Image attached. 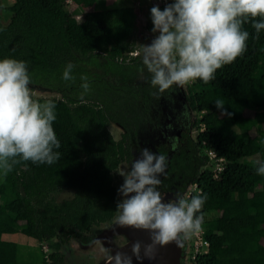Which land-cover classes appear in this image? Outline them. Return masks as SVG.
Returning a JSON list of instances; mask_svg holds the SVG:
<instances>
[{
	"label": "trees",
	"instance_id": "trees-1",
	"mask_svg": "<svg viewBox=\"0 0 264 264\" xmlns=\"http://www.w3.org/2000/svg\"><path fill=\"white\" fill-rule=\"evenodd\" d=\"M96 1L14 0L8 23L0 19V59L24 61L29 88L60 95L50 101L61 143L52 165L21 161L7 175L0 172V264H18L17 245L2 234L20 232L39 242L57 238L63 244L71 238L89 241L93 226L117 212L111 173L130 158L129 141L127 134L115 140L107 126L132 125L140 90L145 103L158 89L142 58L127 63L121 56L137 9L95 10ZM243 30L249 32L245 52L218 69L212 81H193L188 95L190 107L204 111L195 119L205 127L198 135L203 148H214L224 159L218 178L207 168L196 171L191 157L176 170L175 178L185 176L206 194L200 213H220L203 221L208 249L197 264H264V176L256 174L254 163L264 162V30L258 37L251 23ZM106 45L108 53L99 54ZM69 62L75 65L73 82L62 79ZM141 73L145 83L137 82ZM82 75L90 90L81 98ZM216 100L224 101L226 111ZM63 189H72L73 196L58 202L55 195ZM63 262L60 251L47 259L41 252V264Z\"/></svg>",
	"mask_w": 264,
	"mask_h": 264
},
{
	"label": "clouds",
	"instance_id": "clouds-1",
	"mask_svg": "<svg viewBox=\"0 0 264 264\" xmlns=\"http://www.w3.org/2000/svg\"><path fill=\"white\" fill-rule=\"evenodd\" d=\"M156 33L150 44L143 45V65L151 74V85L164 93L173 85L183 87L197 79L208 83L225 65L233 63L247 47L251 23L257 37L264 30V0H173L162 10L150 9ZM259 18V19H257ZM75 65L69 62L62 79L73 82ZM81 98L90 90L87 76H81ZM31 78L24 61L12 57L0 59V172L7 175L21 161L52 165L60 158L61 147L53 127L56 105L33 99ZM222 111L224 101L216 100ZM257 175L264 176V162L256 161ZM166 157L149 148L141 150L118 189L120 199L117 224L147 230L150 243L132 245L139 260L154 259L158 246L184 242L202 230L203 215H197L206 202V194L185 198L177 193L165 200L159 191V175L166 171ZM133 264L132 256L117 252L108 264Z\"/></svg>",
	"mask_w": 264,
	"mask_h": 264
},
{
	"label": "rangeland",
	"instance_id": "rangeland-1",
	"mask_svg": "<svg viewBox=\"0 0 264 264\" xmlns=\"http://www.w3.org/2000/svg\"><path fill=\"white\" fill-rule=\"evenodd\" d=\"M14 0H0V19L3 24L8 23L11 17V11L7 8L12 5ZM141 3L142 7H141ZM97 4V2H96ZM95 4V7H96ZM95 9H111V8H121V7H135L137 9V18L135 21L134 29L129 35L127 39V47L124 53L121 55L123 61L129 63L134 60H139L142 57V48L145 44H150L152 40L155 38L156 33H153L151 29L153 28V23L151 19L150 9L158 5L160 8V4L158 0H100ZM76 20H80V17L77 16ZM73 26V25H72ZM111 45L103 46L99 50V54L106 55L108 53V49ZM137 53V56H134L132 53ZM122 60V59H121ZM119 59V61H121ZM142 79V78H140ZM185 88L188 92L191 93L190 86ZM30 91L33 95V99L44 103L49 101L51 98L60 99V95L56 92H50L41 88H30ZM186 91V92H187ZM204 111H195L191 110L190 114L193 118L200 119L202 117ZM249 110H245V113H249ZM219 114V112L217 113ZM230 112H228V115ZM204 131L202 126H192L191 134L192 138L196 140V136L198 132ZM109 131L114 137H118V133L120 134L123 129L117 125L109 126ZM117 132V135L115 134ZM242 130L238 129V132ZM133 159L139 154L137 152V146L135 141L133 142ZM204 154V149H203ZM133 162H130L129 165L122 164V168L124 167V171L119 168L111 173L112 183L113 185L119 189L120 185L124 182V177L121 175L127 174L131 170ZM211 168V165L208 162H202L198 168V172L203 169ZM160 191V190H159ZM192 191L193 193L197 192L193 189L192 183H188L185 189V192L180 193L185 198L187 197V192ZM163 199L174 200L176 197V191L171 190L169 192L160 191ZM73 196L72 189H63L55 195L56 201L60 202L64 199L71 198ZM203 215V221L210 220L219 215L220 213L209 210L207 212H202L200 215ZM103 224L97 225L96 233H93V240L87 246H81L73 240H70L69 243L63 244L57 238H53L50 240H43L41 242L24 235L23 233H5L2 234L1 238L6 241L14 242L17 245V263L18 264H41V252H43L45 258L49 253L54 251H60L64 257L63 264H103L107 257L112 255V253L122 244L126 243V241L130 238L129 233L117 231V222L110 221L107 224H104V228H102ZM116 230V231H115ZM193 246V235L184 242L183 247H181L180 261L182 264H191L188 258V251Z\"/></svg>",
	"mask_w": 264,
	"mask_h": 264
},
{
	"label": "flooded vegetation",
	"instance_id": "flooded-vegetation-1",
	"mask_svg": "<svg viewBox=\"0 0 264 264\" xmlns=\"http://www.w3.org/2000/svg\"><path fill=\"white\" fill-rule=\"evenodd\" d=\"M130 53L133 54V52ZM134 54V56H137V53ZM140 58L143 59V56ZM137 82L145 83L144 73H141L137 77ZM184 87L187 88L188 86L178 87L173 85L164 93L157 91L149 95L145 103H143L140 90L138 98L140 106L133 111L134 118L132 125L124 127L117 123H110L107 126L108 130L111 125L121 127L123 131L120 134L118 133L117 138L111 135L115 140H121L127 134V140L129 141L130 158L122 161L117 169L126 170L124 167L122 168V164L129 165L130 162L139 159L143 148H149L153 152L166 157V171L164 174L159 175L161 183L158 187L162 192H169L171 190H175L179 194L185 192L186 186L189 183L187 178L181 174H178L175 178L176 170L182 167V161L186 162L191 157L190 160L192 162L196 161V171H198L201 163L205 162L203 154L204 142L200 141L198 137L201 130L198 132L196 140L192 138L191 127H196L199 124H195V119L197 118H193L190 114V111H193V109L188 102L189 92ZM189 88L191 89V87ZM115 134L117 135L116 131ZM134 141L139 153L135 159H133ZM164 182L170 183V186L165 187ZM118 215L119 212L117 211L112 219L99 225L107 224L113 220L117 221ZM97 227L96 225L91 229L92 238L89 241H83L78 238H71L69 241L73 240L81 246H87L94 239L93 233H96Z\"/></svg>",
	"mask_w": 264,
	"mask_h": 264
},
{
	"label": "water",
	"instance_id": "water-1",
	"mask_svg": "<svg viewBox=\"0 0 264 264\" xmlns=\"http://www.w3.org/2000/svg\"><path fill=\"white\" fill-rule=\"evenodd\" d=\"M117 231L129 233L130 238L126 241V243L119 246L112 253V255H115L117 252L126 253L127 255L132 256L133 264H182V262L180 261L181 247H179L175 242H172L166 246H158V251L154 259L145 257L144 259L139 260L132 254V245L137 241H141V256H143V244L151 242L149 232L147 230H137L129 227H121L120 225L117 226ZM103 264L108 263L104 262Z\"/></svg>",
	"mask_w": 264,
	"mask_h": 264
},
{
	"label": "built area",
	"instance_id": "built-area-1",
	"mask_svg": "<svg viewBox=\"0 0 264 264\" xmlns=\"http://www.w3.org/2000/svg\"><path fill=\"white\" fill-rule=\"evenodd\" d=\"M70 2V0H67ZM158 3L163 10L166 4H168V0H158ZM190 87L192 86V82L188 84ZM202 129H205L204 124L200 123ZM204 156L207 157V162L211 165L209 170L212 172V178H218L219 174L224 169V159L218 156L216 150L214 148H203ZM193 189L197 192L193 193L192 191L187 192V197L190 198L192 195H197L201 193L197 183H192ZM197 215H200L197 213ZM208 249V241L205 238V229L202 225V230L193 235V246L188 251V258L191 264L198 263V256L202 253H205Z\"/></svg>",
	"mask_w": 264,
	"mask_h": 264
},
{
	"label": "crops",
	"instance_id": "crops-1",
	"mask_svg": "<svg viewBox=\"0 0 264 264\" xmlns=\"http://www.w3.org/2000/svg\"><path fill=\"white\" fill-rule=\"evenodd\" d=\"M99 1H100V0H97V1H96V2H97V4L95 3V4H96V7L99 6V5H98V2H99ZM142 4H143V3L140 4L141 7H142ZM96 7H95V8H96ZM95 10H105V9H95Z\"/></svg>",
	"mask_w": 264,
	"mask_h": 264
},
{
	"label": "bare ground",
	"instance_id": "bare-ground-1",
	"mask_svg": "<svg viewBox=\"0 0 264 264\" xmlns=\"http://www.w3.org/2000/svg\"><path fill=\"white\" fill-rule=\"evenodd\" d=\"M105 263H108V258H106V260L104 261Z\"/></svg>",
	"mask_w": 264,
	"mask_h": 264
}]
</instances>
